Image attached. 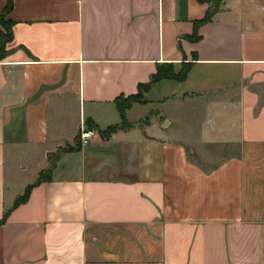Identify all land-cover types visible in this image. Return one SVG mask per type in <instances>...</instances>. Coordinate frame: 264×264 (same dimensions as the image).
<instances>
[{
	"label": "crops",
	"instance_id": "obj_1",
	"mask_svg": "<svg viewBox=\"0 0 264 264\" xmlns=\"http://www.w3.org/2000/svg\"><path fill=\"white\" fill-rule=\"evenodd\" d=\"M215 1L13 0L0 264H264V21Z\"/></svg>",
	"mask_w": 264,
	"mask_h": 264
},
{
	"label": "trees",
	"instance_id": "obj_2",
	"mask_svg": "<svg viewBox=\"0 0 264 264\" xmlns=\"http://www.w3.org/2000/svg\"><path fill=\"white\" fill-rule=\"evenodd\" d=\"M199 2L210 4L211 9L208 12L206 18L198 24L208 23L212 20L214 12L219 9L221 4H220V2L215 1V0H199ZM12 8H13V0H7V5H6V7L3 11V14H2L1 24H2L3 28H4V25L6 23L9 24L10 26L5 29L4 33L0 32V61L3 58H5V56L7 55L6 46L13 39L12 24L10 22H5V17L11 12ZM187 71L188 70L184 69L183 72L181 73V76L177 77V76H173V72H172V69L170 67L168 68V70H164V68L158 69V73L152 78L150 83L140 86L139 94L137 96L129 97L123 103L120 102L118 104V106L121 110V113L124 115L125 110L128 109L133 104V102L141 100L142 99L141 96H142L143 92L148 90V88L151 86V84H153L159 80H162L164 78H167L166 76H169L170 79L171 78L184 79L186 74H187ZM80 144H81V140H80V133H79V136L75 141V147H73V148L79 147ZM73 148L72 149L71 148L60 149L56 153L51 154L48 157V162H49L48 167L40 174L36 184H41L43 182L50 181L51 176H52V172L54 171V169H55L57 163L59 162L60 158H62V156L64 154H66L67 152L73 151ZM30 192H31V188H28L26 190L25 194L17 200L15 206H18L20 204L25 203L29 198ZM5 218H6V216H5ZM5 218L3 219V221H5Z\"/></svg>",
	"mask_w": 264,
	"mask_h": 264
},
{
	"label": "built area",
	"instance_id": "obj_3",
	"mask_svg": "<svg viewBox=\"0 0 264 264\" xmlns=\"http://www.w3.org/2000/svg\"><path fill=\"white\" fill-rule=\"evenodd\" d=\"M98 136L97 131L94 129H88L84 123H82L80 127V140L81 145L87 146L90 144V142Z\"/></svg>",
	"mask_w": 264,
	"mask_h": 264
},
{
	"label": "rangeland",
	"instance_id": "obj_4",
	"mask_svg": "<svg viewBox=\"0 0 264 264\" xmlns=\"http://www.w3.org/2000/svg\"><path fill=\"white\" fill-rule=\"evenodd\" d=\"M244 8H252L260 10V22L264 21V0H247L242 2ZM9 24L4 25V32L7 27H9Z\"/></svg>",
	"mask_w": 264,
	"mask_h": 264
}]
</instances>
